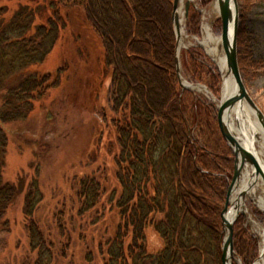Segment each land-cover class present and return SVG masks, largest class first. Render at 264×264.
Here are the masks:
<instances>
[{"label":"trees","instance_id":"1","mask_svg":"<svg viewBox=\"0 0 264 264\" xmlns=\"http://www.w3.org/2000/svg\"><path fill=\"white\" fill-rule=\"evenodd\" d=\"M172 1L0 0V222L25 191V182L4 180L2 124L25 120L70 78L74 59H68L71 66L51 59L60 42L70 39L80 55L96 57L100 82L110 80L115 141L109 153L120 192L104 199L101 181L85 176L75 196L88 228L99 227L98 214L110 208L109 228L97 244L102 263L222 264V212L234 157L217 111L181 92ZM115 23L131 30L123 26L119 35L104 29ZM190 59L195 62L194 55ZM24 199L34 264H52L53 245L33 221L43 201L37 179ZM149 231L159 238L158 248L150 244ZM251 255L244 264H251Z\"/></svg>","mask_w":264,"mask_h":264},{"label":"rangeland","instance_id":"2","mask_svg":"<svg viewBox=\"0 0 264 264\" xmlns=\"http://www.w3.org/2000/svg\"><path fill=\"white\" fill-rule=\"evenodd\" d=\"M173 1L171 24L176 48ZM187 1L190 2V9L188 17L184 18V27L192 43L180 55L181 75L189 84L207 89L212 97L193 90H183L179 86L182 94L189 92L216 110L223 96V74L219 61L209 55L206 47L197 40L204 39L205 23L211 25L213 38L220 39L222 22L214 6L215 0ZM238 4L240 72L248 93L264 114V0H238ZM184 13L185 4L183 17ZM196 18L198 33L193 31ZM123 26L131 30V25L128 28L122 23L105 25L104 29L112 27L114 34L118 32L123 35ZM72 46L73 42L65 39L51 55L52 60L57 58L60 61L62 58L69 66L74 62L70 64L68 59H74L70 78L59 89L52 90L51 96L41 106L37 105L25 120L2 124L7 136L4 180L11 183L25 182V191L9 207L0 222V264H34L37 260V252L31 249L28 233L30 219L24 210L26 190L35 179L39 182L43 201L36 209L33 221L53 245L52 264H103L97 244L109 228L112 218L110 208L106 206L98 214V228H88V218H79L75 196L77 185L85 176H93L101 181L105 188L104 199L114 189L120 192L115 176L116 165L109 153L115 141L107 93L110 80L106 78L103 83L100 82L96 57L85 58ZM192 55L195 62L190 59ZM52 60L49 58V61ZM94 99L96 102H93ZM104 111L108 113L107 120ZM259 183H263L261 179ZM260 187L258 184L257 196L262 194ZM245 209L246 218L240 215L234 225V250L241 264H244L243 259L252 254L250 259H253V264L260 254L261 236L247 216L250 214L256 224L264 227V211L249 197H246ZM148 235L150 244L158 248L161 244L159 238L151 231ZM252 240L256 242L255 249ZM232 264L239 263L233 261Z\"/></svg>","mask_w":264,"mask_h":264},{"label":"water","instance_id":"3","mask_svg":"<svg viewBox=\"0 0 264 264\" xmlns=\"http://www.w3.org/2000/svg\"><path fill=\"white\" fill-rule=\"evenodd\" d=\"M219 16L222 22V33L220 47L224 53L227 76H232L237 84V93L224 98L222 96L220 103L217 106L218 123L223 139L229 146L234 156V173L232 180L229 183L227 198L222 212V227H223V244H222V264H232L233 261L241 264V261L235 256L234 250V225L240 215L246 218L245 200L246 197L251 198L254 202L257 200V187L260 179L264 184V169L254 151L246 148L243 145L241 137L235 132L232 124V113L235 108L240 107L243 102L258 113L259 118L264 127V114L253 98L248 93L240 72L238 59V27H239V4L238 0H217ZM181 0L173 1L172 21L175 27L176 48H175V67L179 80V84L183 90H191L185 87L182 83L181 64L179 55V44L181 38V15L179 12ZM190 2L185 3L184 18L188 17ZM232 27V33H231ZM222 72V71H221ZM223 74V73H222ZM223 76V85L225 76ZM250 172V176L246 173ZM247 182L245 183V180ZM251 182V183H250ZM250 184V185H249ZM252 192V195H251ZM237 195L233 200V196ZM235 211L234 217L230 216ZM261 243V242H260ZM261 252L258 259H260ZM254 262L253 264H256Z\"/></svg>","mask_w":264,"mask_h":264},{"label":"bare ground","instance_id":"4","mask_svg":"<svg viewBox=\"0 0 264 264\" xmlns=\"http://www.w3.org/2000/svg\"><path fill=\"white\" fill-rule=\"evenodd\" d=\"M185 2L186 0H181V4L179 8L180 14H182V10L184 8ZM214 6L216 10H218L219 12L217 0H215ZM231 33H232V27H231ZM203 34H204V39L202 41H199V40L197 41L202 46L206 47L209 55H211L217 61H219L220 69L223 75L225 76L224 85H223L224 98L232 94H236L237 84L232 76H227L228 71L226 68L225 57H224L222 48L220 47V40L213 38L212 27L209 23H205L203 25ZM191 40L192 39H190V37L185 31L184 17L182 14L181 15V38H180V44H179V55H181L183 49H187L189 47L190 43H192ZM182 83L185 87H188L193 91H196L199 93H205L207 94L208 97L211 96V93L202 86L191 85L184 78H182ZM231 122L233 124V129L239 135V137H241L243 145L252 151H254L255 149V153L257 157L260 159L259 161L261 162L262 168L264 169V127L262 125V122L259 118L258 113L255 112L253 109H251L246 102H243V104L240 107H237L234 109L232 113ZM257 145H259V147H257ZM256 147H257V151H256ZM247 176H250L248 177V179L251 178V174L248 171L246 173L245 178ZM246 182H247V179L245 180V183ZM259 185L261 186L260 188H261L262 194L256 197L257 198L256 204L261 208V210L264 211V184L259 183ZM251 195H252V192H251ZM235 197H237V195L233 196V200L235 199ZM244 211L246 212L245 208H244ZM234 214H235V211H233L230 216L234 217ZM247 217H248V221L251 222L252 225L258 229L260 236H261V243H260L261 257L256 262V264H264V227H261L258 224H256L252 220V217L250 216V214H248Z\"/></svg>","mask_w":264,"mask_h":264}]
</instances>
